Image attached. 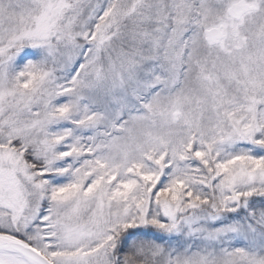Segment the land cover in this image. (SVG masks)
Masks as SVG:
<instances>
[{
	"label": "snow or ice",
	"instance_id": "snow-or-ice-1",
	"mask_svg": "<svg viewBox=\"0 0 264 264\" xmlns=\"http://www.w3.org/2000/svg\"><path fill=\"white\" fill-rule=\"evenodd\" d=\"M0 264H264V0H0Z\"/></svg>",
	"mask_w": 264,
	"mask_h": 264
}]
</instances>
